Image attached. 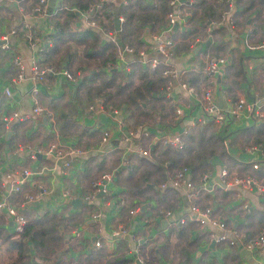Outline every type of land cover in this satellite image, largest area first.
<instances>
[{
  "label": "crops",
  "instance_id": "0c3cea01",
  "mask_svg": "<svg viewBox=\"0 0 264 264\" xmlns=\"http://www.w3.org/2000/svg\"><path fill=\"white\" fill-rule=\"evenodd\" d=\"M245 1L230 0L232 4L242 5ZM251 1L252 4L245 8L242 6L243 17L235 16L236 22L232 31L228 24L224 23L216 28L208 40L196 39L192 48L181 49L175 55L170 52L167 58L162 59L179 73V78L176 77L173 80V88L169 91L164 88L160 93L163 100L168 101H163L161 107L155 104L161 111L172 104L174 110L170 111V116L166 117L162 114V119L155 124L141 121L133 123L121 106L117 108L111 105V108L113 107L117 112L119 121H116L110 117V107H100L96 110L90 109L89 106L94 107L90 104L87 111L76 117L77 127L74 129V134H70L59 132L55 117L57 111L61 108L65 109V105L72 100L74 90L70 82L60 75L48 74L40 84H37L38 101L43 108L50 110L52 121H47L43 115L31 119L32 103L29 97L31 83L28 80L11 82L17 72V66L13 63L14 58H18L24 66L25 75L28 73V64L33 60L38 61V51L46 43L44 36L51 33L52 28L47 24L46 18L60 1L46 0L47 15L40 16L33 12H26L20 1L0 0V36L17 27L16 32L7 37L9 49L0 51V117L15 112L21 117L25 116L21 120L8 124L0 121V200L9 199L8 204L20 207L24 215L37 217L48 211L49 214L54 215L56 221L63 218L62 225L56 227V233L60 239L52 244L57 252H47L45 259L42 260L43 264H106V260L111 255L121 251V248L115 245L118 238L126 239L127 242L123 244L125 249L121 252L129 259L133 258L132 250L138 239L142 240L141 242L149 241L144 245L146 248L149 247L145 254L153 257L155 261L150 264H264V254H257L255 250H247L245 247L247 241L255 239L260 231L264 230V191L258 192L254 187H232L225 190L217 176L219 168L226 165L231 174L247 175L264 185V128L254 129L262 119L254 118L253 115L255 109L259 108L264 117V53L248 48V44L264 37V7H262L264 0L262 3L260 0ZM121 2L124 3V0ZM261 7L262 11L257 16L249 15L254 9ZM236 9L240 10V7ZM75 15L78 13L75 12ZM23 22L30 25L33 36L30 41L26 39L25 33L20 28ZM180 27L183 25H178V28ZM208 28L212 29L209 26ZM143 31L144 34L147 33L146 28ZM117 32L114 23V28L109 33L115 41L117 40L116 47H121ZM102 39L106 40L105 36ZM214 45H220L222 48L217 52V56L227 58L220 72L213 75L214 103L218 108L224 109L235 100L242 99L248 105L254 106L249 111H241L239 117L223 129L209 121L199 123V120L203 118V112L196 97L206 84V76L198 71V67L207 55L216 53ZM206 46L208 48L205 50ZM134 60H139V57L123 52L115 60V69L119 70L121 65L127 66ZM178 80L187 81L190 83H187L188 85L192 84V87L196 89V96L178 87L176 85ZM6 87L9 88V96L3 93ZM142 106L146 105L142 103ZM175 109H179L180 113L175 114ZM195 124L200 126L207 124L206 134L211 133L220 143L219 146L214 147V153L208 159L211 167H204L206 173L203 171L200 174L199 182L193 180L189 170L186 169L188 178L195 188L200 189L199 185L204 176L205 183L216 185L209 193L199 190L195 203L199 207L211 208L212 216L224 222L238 234L239 240L232 245H228L227 241H224L226 244L213 242L214 239H211L210 233L218 237L221 234L218 228L199 227L193 223H188L186 226L190 227V246L186 247L182 241H177L175 234L170 233L172 229L170 220L178 216H182L186 221L190 220L188 202L181 191L169 187L174 194L176 191L180 193L174 206L167 209L172 213L171 219L164 217L165 210L163 211L162 206L154 209L155 200H147L144 197L130 200L124 195L127 188L126 181L124 178L122 180V177L125 168L129 165L128 158L133 160L139 157L156 161L164 174L163 181L166 180L175 170L168 171L167 165L157 161L154 154H151L150 146L154 143L165 144L162 134L168 133L170 137L176 133L183 135L184 131L186 133L189 128H194ZM246 128L250 129L245 130ZM103 132H107L108 136L105 142L100 144ZM125 137H127L126 140H124ZM49 142H56L66 150L79 148L86 152L82 155H65L57 160L51 156L42 155L43 153L39 150ZM16 144L29 146L32 150L15 154L13 147ZM137 147L146 148L149 155L143 157L129 151ZM251 147L254 149L250 150ZM38 154L40 157L37 158ZM65 162H69V168L63 167ZM113 162L114 164L111 165ZM253 164H257V169L252 168ZM22 169L32 170L34 174L27 177L19 186V190L10 196L9 179L11 178H7L6 175L10 171ZM87 169L96 171V174L110 169L113 180L109 193L103 197L100 195L93 204L87 205L83 202L71 205V200L76 198L83 201L81 196L89 188L90 182L86 184L80 179V174ZM201 175H203L202 178ZM160 183L156 182L153 185L149 183L146 186H153L159 190L168 188H161ZM63 193H72V195L65 197ZM25 194H34L36 200L25 205L23 203ZM119 196L126 207L129 202L136 201L132 207L136 208L133 216L128 211V217L120 216L119 208L122 205L114 204ZM171 199L172 194L168 193L167 200ZM154 210L159 212L155 214L157 226L144 227L145 221L142 219L154 214ZM93 213H98V217L93 216ZM164 219L166 223L161 227L160 223ZM0 223L6 231L13 232L12 223L4 212H0ZM128 223L130 226H127ZM123 226L135 235V240L131 241L127 236L112 235V231ZM96 238L101 240V248L92 247ZM33 247L34 244L28 245L30 250L28 253L34 254V250L31 251ZM4 253L7 254L6 260L9 259V255L15 254L13 249L8 251L4 244L0 245V264L6 261L4 256L1 257ZM35 255L38 256L36 252Z\"/></svg>",
  "mask_w": 264,
  "mask_h": 264
},
{
  "label": "trees",
  "instance_id": "16d2710c",
  "mask_svg": "<svg viewBox=\"0 0 264 264\" xmlns=\"http://www.w3.org/2000/svg\"><path fill=\"white\" fill-rule=\"evenodd\" d=\"M37 1L20 0V4H22L26 12H31V8ZM59 1L54 11L50 12L51 14L46 18L47 24L52 27L51 33L44 36L46 43L38 51L39 58L37 61L42 66L48 65L53 68L55 66V69L63 68L74 79L71 82L74 90L71 102L65 105V109H59L55 116L56 127L59 132L74 134V129L77 127L76 117L84 113L85 110L87 111L90 104L96 110L100 109V107L111 108V105L117 106V108L121 106L133 123L141 121L155 124V122H159L162 119V114L166 117L170 116V111L174 110L172 104L166 106L164 111L157 109L155 105L158 104L161 107L163 106V101H168L163 100L164 98L160 94L164 88L166 89L167 80L161 74L166 65L163 63V58L151 50L154 45L151 38L152 34L161 33L166 26V14L171 10L170 6H168V0H151L152 2L147 0H124V3L121 2L123 0ZM229 2V0H184L179 5V8L189 11V17L186 18L185 23L177 24L183 25V27L173 31L172 26L168 35L167 33L165 36L160 35L162 39L165 38L171 41V54L175 55L181 49L188 50L190 47L192 48L196 39L208 40L216 28H219L217 22L222 20L223 13L229 10V4L231 3ZM260 3H262V0H260ZM250 4H252L251 0H246L244 5L233 3L229 12L231 23L229 24L226 21L228 17H225L223 19L225 21L222 24L227 23V26L232 31L236 22L235 16H242V6L245 8V6ZM237 7H240V10H237ZM262 7H264V4ZM262 7L254 9L249 15L254 14L257 16L262 11ZM75 12L78 15H75ZM85 12L87 13V20L92 21L95 25L94 27L83 22L80 16ZM116 17L118 19L121 18L118 32L116 31L121 47L127 46L131 48V54L136 56H138V49H144L145 58L139 57V60L129 62L127 66H123L119 70L110 71L109 69L115 68V60L118 58L115 45L117 40L115 41L114 37L108 34L114 28V19ZM208 26L212 27V29L209 30ZM20 28L26 33L23 27ZM145 28L146 34L143 31ZM29 34L32 36L30 29ZM104 36L106 40L102 39ZM110 37H112L113 41L109 39ZM263 38L261 37L254 43L259 42ZM207 48L206 46L205 50ZM220 50H222L220 45H214L216 53L213 56L218 57L217 52ZM0 51L5 50L0 49ZM256 51L264 53V50L257 49ZM151 58L157 61V65L153 68H150L145 61ZM185 83L189 82L186 81ZM189 86H192V84ZM194 91H196L195 88ZM142 103L146 106L143 107ZM111 109L114 108L112 107ZM43 116L45 117L44 119H48L46 115ZM31 119H34V117ZM261 119V122L254 129L264 128V117ZM247 129L250 128L245 130ZM206 131L207 124L203 126L195 124L194 128H189L186 133L184 131L183 135L176 133L180 135V148L169 143H154L150 146L151 154H154V157L161 164L167 165L168 171L186 168L189 170L193 180L199 182L201 180L200 174L206 171L204 167H211L208 159L214 153V147L220 145L216 137L211 133L210 135L206 134ZM128 161L130 166L128 165L125 168L126 170H124L122 177V180L124 178L126 181L127 188L124 195L130 200L131 198L138 199V197L155 200L154 209H159V206H162L164 208L163 211H167L168 208L173 207L176 198L180 195L178 191L174 194L169 186L162 190L155 189L153 186H146L149 183L151 185L156 182L162 183L164 174L160 170V165L156 161H148L139 157L133 160L129 157ZM113 164L114 162L111 165ZM225 166L223 167L228 170L227 166ZM110 169L107 172H110ZM98 175L99 173L96 174V171L87 169L80 174V179L87 184L93 182ZM15 193L16 191L11 190L10 196ZM86 193L87 191L82 196ZM168 193L172 194L170 201L167 200ZM6 200L0 201H5L6 203L10 201L9 199ZM135 202H129V208L122 204L119 208L120 216L125 217L127 211L132 209ZM204 208L206 207H199L200 210ZM86 209L89 210L88 207ZM154 211V214L142 219L145 221L144 227L157 226L155 214H159V212L157 210ZM24 217L26 220L22 230L19 232L10 233L1 226L3 222L0 223V245L3 246L4 244L6 250L10 251L13 249L15 252L14 256L9 255L8 260H6V253L1 254V257L4 256L6 260L4 264H43L42 260L45 259L47 252H57L52 244H55L60 239V236L56 233V227L62 225L63 218L61 217L59 221H56L54 215L49 214L48 211L37 217H31L26 214ZM185 221L182 224H172L170 233L173 232L178 242L182 241L186 247H189L191 244L190 227L186 226L188 223L198 226L199 222L195 220ZM117 240L115 245L120 247L122 251V249H125L123 244L127 241L123 238H118ZM147 242L149 241L140 242L137 246V254L142 258L144 264L155 262L153 257L151 258L145 254L149 250V247L146 248L144 245ZM166 242L168 243V240ZM32 244H34V247L31 251L34 250V254L32 252L28 253L30 251L28 245L32 246ZM121 251L113 252L115 254L106 260V264H129L131 259L126 257ZM35 252L38 256L35 255Z\"/></svg>",
  "mask_w": 264,
  "mask_h": 264
},
{
  "label": "built area",
  "instance_id": "2783aa9c",
  "mask_svg": "<svg viewBox=\"0 0 264 264\" xmlns=\"http://www.w3.org/2000/svg\"><path fill=\"white\" fill-rule=\"evenodd\" d=\"M20 1V0H15ZM230 1V0H229ZM230 3V2H229ZM232 3V2H231ZM229 4V10L223 13L221 17V23L220 21L217 22V25H221L223 23V19L225 17H228L226 21L230 24L231 20L229 19V12L231 11L232 4ZM181 3L179 0H168V6H170L171 10L167 12L166 14V26L161 31V33L158 34H152L151 38L153 41V46L151 47V50L157 54L159 57L167 58L170 55V46L171 41L169 39H162L160 35H164L168 33L172 26L174 24L178 23H185L186 18L189 17V11L183 10L179 8V5ZM31 12H33L35 15L44 16L46 14V0H38L36 4L31 9ZM83 20V22L86 25L94 27V23L92 21L87 20V13H83L80 16ZM22 27L24 30H26V39L28 41L31 40V35L29 34L30 25L27 22L22 23ZM210 30V29H209ZM14 30H10L7 34L0 36V49L8 50V44H7V37L10 35H13ZM110 36V33H108ZM112 40V37L109 38ZM248 48L253 50H264V38L261 39L257 43L248 44ZM125 54H131V48L127 46L122 47H116V53L117 56H120L122 53ZM137 55L140 58H145V52L144 49H138ZM150 68H153L157 65V61L154 58L146 59L145 60ZM227 62V58L225 56H206L200 66L198 67V71L206 76V85L201 91V93L196 96V93L194 91V88L192 86L187 85L185 82H181V80H178L177 84L181 89L186 91L189 94H194L196 97H198V101L200 103V107L203 112V118L202 120H199V122H205L209 121L215 124L218 128H224L227 126L232 120L237 119L239 117V113L246 110H251L254 108L253 105H248L246 102H244L242 99L235 100L230 106L224 109H220L216 106L213 99L212 94V84L214 81V73L218 74L221 70V66H224V64ZM13 63L17 66V72L14 79L11 80L12 83L14 82H21L23 80H28L31 83V88L29 90V97L32 103V107L30 108V115L32 117H40L42 115H46L48 117V121H52V113L42 108L38 101V94L39 91L37 90V84L41 83V81L44 79L45 74H55L60 75L64 80L67 82H72L73 76L65 69H55L48 65H40L35 60L31 61L28 66L27 75L24 74V66L20 63V60L18 58L13 59ZM166 67L161 71V74L163 77L166 78V90L172 89L174 86V79L177 77L179 78V73L172 69L167 63L163 62ZM3 93L5 96H9V88L6 87L3 89ZM90 109H94V107L89 106ZM179 109H175V114H179ZM110 117L116 121H119L117 118V112L115 109H110L109 111ZM254 118H262L263 113L261 110L255 109L254 111ZM25 116H19L18 113H11L9 115H5L0 117V121L4 124L11 123L12 121L21 120ZM165 138V142L169 144H173L175 147L180 148L181 146V139L179 134H174L172 137L169 136L168 133L162 134ZM108 136L107 132H103L101 134L100 138V144L104 143L106 140V137ZM133 136V135H131ZM127 137L124 138L126 140ZM254 149V147H251L250 150ZM31 151L29 146H22L19 144H16L13 147V152L15 154L17 153H24L25 151ZM39 150L43 153L42 155L45 156H51L54 159H60L65 155H82L86 152V150L79 149V148H72L71 150H66L63 147H60L58 143L56 142H49L43 145ZM130 152H133L135 154L141 155V156H148V150L146 148L137 147L132 150H129ZM63 167L69 168L70 164L69 162H65L63 164ZM253 169H257V164L252 165ZM34 174L32 170L28 169H22V170H13L7 173L6 177L11 178L10 180V188L11 190L18 191L19 186L25 182V179L29 176ZM186 168H181L178 170H175L172 174L168 176V178L160 183V187H171L178 191L182 192V195L186 202H188V212L190 213V220H195L199 222L200 227L208 226V227H216L219 229V232L221 234L218 237H214L213 233H210V237L215 243H224V241H227L228 245L234 244L235 241L239 240L238 234L231 229L229 226H227L224 222L218 220L214 216H212L211 208L206 207L203 210L199 209V206L195 203L196 194L199 190L209 193L214 190L215 184H208L206 182V177L204 176L202 178V181L199 185L200 189H197L193 186L191 180L188 178ZM218 178L220 179L221 184L223 185V189H230L232 187H240V188H246V187H254L258 192L264 191V185L260 184L257 180L254 178L243 175L238 176L236 174H231L226 170L224 167L219 168L217 173ZM113 180V173L110 172H101L99 173L98 177L90 183L89 188L87 190V193L84 196H81L83 202L87 205L93 204L94 201L97 200L98 194L101 195V197L106 196L109 193L110 186L112 184ZM216 186V185H215ZM65 197H70L71 194H62ZM34 200H36V197L34 194H25L24 195V201L23 203L25 205L31 204ZM116 205H122L123 200L120 197H117L115 199ZM0 212H4L6 214V217L11 221L13 226V232H19L22 230V227L25 223V217L22 213V210L20 207H17L15 205H10L6 203L5 201H0ZM136 212V208H132L128 211V213L133 216ZM164 217H167L171 219L172 213L170 211L163 212ZM93 216L98 217L97 214H93ZM184 218L182 216H178L175 219L172 218L170 221L172 224H182L184 222ZM127 226H130L128 223ZM113 236H127L131 241L135 240V235H133L131 232H128L127 228L125 226L119 227L116 230L111 232ZM142 240H137V243L141 242ZM137 243L134 246L132 252H133V258L130 260L129 264H144L142 261V258L138 256L137 254ZM102 243L99 238H96L94 241L92 247L94 249L101 248ZM247 250H255L257 254H264V230H261L260 233L257 235L255 239L249 240L246 242L245 245ZM263 256V255H261Z\"/></svg>",
  "mask_w": 264,
  "mask_h": 264
},
{
  "label": "water",
  "instance_id": "95a60500",
  "mask_svg": "<svg viewBox=\"0 0 264 264\" xmlns=\"http://www.w3.org/2000/svg\"><path fill=\"white\" fill-rule=\"evenodd\" d=\"M183 1L184 0H179L180 3H182ZM114 23H115V31H118V28H119V19L117 17L114 19ZM177 28H178V25L177 24H174L172 30L175 31ZM120 68H122V65L120 66ZM115 70L116 69L113 68L110 71H115ZM36 157L38 158V157H40V155L38 154V155H36ZM97 196L99 197L100 195L98 194ZM79 203L81 204V203H83V201L79 200L78 198H76L74 200H71V202H70L71 205H75V204H79ZM165 223H166V220L165 219L162 220L161 223H160L161 227ZM138 264H141V263H138Z\"/></svg>",
  "mask_w": 264,
  "mask_h": 264
},
{
  "label": "rangeland",
  "instance_id": "374dc122",
  "mask_svg": "<svg viewBox=\"0 0 264 264\" xmlns=\"http://www.w3.org/2000/svg\"><path fill=\"white\" fill-rule=\"evenodd\" d=\"M209 56H213V55H211V54H210ZM220 56H221V55H220ZM39 104H40V103H39ZM40 106L43 108V106H42V105H40ZM107 171H108V170H107ZM107 171H104V172H107ZM198 226H199V225H198ZM199 227H200V226H199Z\"/></svg>",
  "mask_w": 264,
  "mask_h": 264
}]
</instances>
